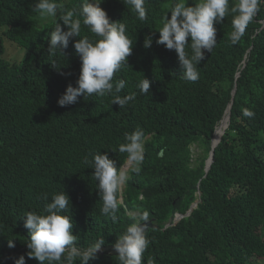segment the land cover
<instances>
[{"label":"trees","instance_id":"trees-1","mask_svg":"<svg viewBox=\"0 0 264 264\" xmlns=\"http://www.w3.org/2000/svg\"><path fill=\"white\" fill-rule=\"evenodd\" d=\"M169 2L147 0L145 21L124 0L101 4L110 20L125 21L129 36L135 37L130 67L114 79L127 80L121 95L135 92L136 99L119 108L110 96L95 95L58 106V97L69 83L75 86L80 72L73 42L62 50L64 56L48 54L53 19L38 28L40 15L31 11L35 0H0V264H13L20 255L26 264H39L27 257L22 217L42 211L61 190L70 197L72 234L82 246L101 236L102 248L111 246L132 222L128 212L146 210L155 227L147 229L151 243L142 264L149 256L155 264H264V4L235 45L229 40L232 15L215 25L217 45L198 65L199 79L190 82L182 79L175 51L155 43ZM81 3L66 0L65 5L78 11ZM84 35L96 39L82 24ZM146 35L153 36L147 49ZM3 39L25 49L28 60H5ZM53 62L61 67L53 68ZM143 77L151 82L149 95L137 87ZM230 103L228 125L205 172L213 133ZM243 108L255 116L243 117ZM137 127L148 136L145 159L141 173L131 174L125 185L113 223L100 213L94 170L83 159L107 152L123 166L126 154L118 147L124 134ZM194 145L202 155L192 161ZM161 148L164 156L158 158ZM194 202L189 215L174 220ZM8 239L14 248L7 246ZM97 256L89 264H119L116 255Z\"/></svg>","mask_w":264,"mask_h":264},{"label":"clouds","instance_id":"clouds-1","mask_svg":"<svg viewBox=\"0 0 264 264\" xmlns=\"http://www.w3.org/2000/svg\"><path fill=\"white\" fill-rule=\"evenodd\" d=\"M131 6L136 18L145 21L148 16L147 0H124ZM103 0H82L79 10L68 9L61 0H35L31 11L42 17L53 19L54 30L48 35L47 52L55 55L58 51L67 49L70 41L73 42L75 54L80 60V72L75 86L69 83L65 91L58 97L57 104L66 107L78 102V98L88 100L89 97H111V104L124 108L129 102L136 99V93L121 95L127 87L125 79H114L116 73L128 65V57L132 55L134 39L128 34V25L125 21L110 20L107 12L101 7ZM264 0H170L164 7L168 10L161 17L158 30L157 45H163L168 50H174L182 79L195 82L199 79L198 65L205 59L206 53H211L217 45V28L228 15H232V31L229 34L230 42L235 45L245 35L249 24L253 23L260 12ZM170 14V15H169ZM67 27L63 30L61 23ZM87 27L96 39L88 35L81 36V27ZM79 37V39H77ZM76 38V39H74ZM153 36L146 35L143 47L150 48ZM186 49H190L187 51ZM53 68L59 69L55 62ZM70 75V73H61ZM151 82L142 78L137 87L140 94H150ZM242 116L251 119L255 112L250 108L242 109ZM148 141L144 129L137 127L124 134V142L118 151L126 154V164L118 166L117 161L110 158L107 152L100 151L86 155L83 163L94 171L93 179L97 182L99 199L102 201L100 213L117 222V213L123 205V189L131 174L139 175L145 159ZM165 149L157 153L163 158ZM48 200V196L43 197ZM70 197L63 191L51 196L42 211H28L22 217L23 226L27 229L28 239L26 247L29 250L27 257L35 259L39 264H89L98 258L105 245L103 236L94 243L82 246L78 243L79 237L72 234L73 221L68 215ZM148 211H140L131 215L132 222L116 237L111 245L118 254L119 264H142L146 250L151 243L147 236L150 224ZM7 246L14 248L13 239H8ZM13 264H26L25 256L20 255L13 259ZM147 264H155L151 256Z\"/></svg>","mask_w":264,"mask_h":264},{"label":"rangeland","instance_id":"rangeland-1","mask_svg":"<svg viewBox=\"0 0 264 264\" xmlns=\"http://www.w3.org/2000/svg\"><path fill=\"white\" fill-rule=\"evenodd\" d=\"M61 2L65 4L66 0H61ZM49 18L50 17L39 16L37 18L38 28H41L44 25V23L49 20ZM3 30H4L3 28H0V37L2 35ZM3 46H4L3 58L7 60L8 62L22 63L28 60V53L25 49L17 47L14 43L6 39H3ZM191 149H192V161H194L195 158L198 157L199 155H202V149L198 148L197 145L192 146ZM134 213H137V212L136 211L128 212L129 215H132Z\"/></svg>","mask_w":264,"mask_h":264},{"label":"water","instance_id":"water-1","mask_svg":"<svg viewBox=\"0 0 264 264\" xmlns=\"http://www.w3.org/2000/svg\"><path fill=\"white\" fill-rule=\"evenodd\" d=\"M234 93H235V86H233L232 91H231V101H232V98H233V96H234ZM230 107H231V103L228 104V106H227V108H226V110H225V113H224V116H225L226 114L228 115V118H227L228 121H229V115H230ZM224 116L222 117V119L220 120V122L223 121ZM227 125H228V123H227ZM227 125L225 126V128L227 127ZM215 133H216V128H215V131H214V133H213V137H212V139H211L210 151H209V153H208V157H207V159H206V161H205V168H204V171H205V172H207L208 169L210 168V165H211L212 160H213V150H214V148L217 146V144L220 142V139H221V136H222L223 133H224V130L221 131V134H220L219 137H216ZM196 204H197V202L192 203V205L190 206V208H189V210L186 212V214H184V215L176 214L174 220L177 221V220H179L180 218L189 215L190 212L192 211V209H193L194 207H196ZM175 221H174V222H175ZM153 227H155V226L150 222L148 228H153ZM102 249H103V250H102L101 252H99V254L114 255V256H115V255H116V256L118 255V254L112 249L111 246H107V247L102 248Z\"/></svg>","mask_w":264,"mask_h":264},{"label":"bare ground","instance_id":"bare-ground-1","mask_svg":"<svg viewBox=\"0 0 264 264\" xmlns=\"http://www.w3.org/2000/svg\"><path fill=\"white\" fill-rule=\"evenodd\" d=\"M228 115H227V117L225 118V120H224V122L220 125V127L218 128V130L216 131V133H215V135H216V137H219L220 136V134H221V131H222V129H224L225 128V123L228 121ZM126 164V163H125ZM124 164V165H125ZM123 165V166H124Z\"/></svg>","mask_w":264,"mask_h":264}]
</instances>
